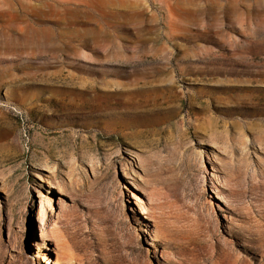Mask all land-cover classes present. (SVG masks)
<instances>
[{"label": "rangeland", "instance_id": "rangeland-1", "mask_svg": "<svg viewBox=\"0 0 264 264\" xmlns=\"http://www.w3.org/2000/svg\"><path fill=\"white\" fill-rule=\"evenodd\" d=\"M258 102L264 0H0V264H264Z\"/></svg>", "mask_w": 264, "mask_h": 264}, {"label": "bare ground", "instance_id": "bare-ground-1", "mask_svg": "<svg viewBox=\"0 0 264 264\" xmlns=\"http://www.w3.org/2000/svg\"><path fill=\"white\" fill-rule=\"evenodd\" d=\"M3 36V35H2ZM3 40V39H2ZM5 41V40H4ZM3 41V42H4ZM190 100V99H189ZM258 104H259V106H257L256 107V109H254L257 113H259V114H262V113H264V104H262V102L261 103H259L258 102ZM260 105H261V107L262 108H260ZM142 213L144 214L145 213V211H142ZM236 262V261H235Z\"/></svg>", "mask_w": 264, "mask_h": 264}]
</instances>
